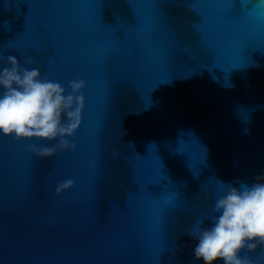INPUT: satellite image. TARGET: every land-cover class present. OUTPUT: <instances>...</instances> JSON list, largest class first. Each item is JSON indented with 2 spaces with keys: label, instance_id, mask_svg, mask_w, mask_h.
I'll return each mask as SVG.
<instances>
[{
  "label": "water",
  "instance_id": "water-1",
  "mask_svg": "<svg viewBox=\"0 0 264 264\" xmlns=\"http://www.w3.org/2000/svg\"><path fill=\"white\" fill-rule=\"evenodd\" d=\"M9 55L86 106L75 151L0 134V264H203L218 181L264 177V0H0Z\"/></svg>",
  "mask_w": 264,
  "mask_h": 264
},
{
  "label": "clouds",
  "instance_id": "clouds-1",
  "mask_svg": "<svg viewBox=\"0 0 264 264\" xmlns=\"http://www.w3.org/2000/svg\"><path fill=\"white\" fill-rule=\"evenodd\" d=\"M7 63L9 67L0 69V134L17 142L53 143V147L30 145V151L42 159L75 151L77 145L68 138L82 126L86 82L70 81L69 93L59 82L42 77L37 68L22 67L15 56L9 55ZM74 184L72 179L59 183L56 194L62 195ZM215 191L209 223L199 218L188 233L198 241L195 258L203 264H252L241 254L264 247V177L239 187L218 181Z\"/></svg>",
  "mask_w": 264,
  "mask_h": 264
}]
</instances>
